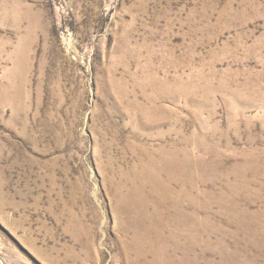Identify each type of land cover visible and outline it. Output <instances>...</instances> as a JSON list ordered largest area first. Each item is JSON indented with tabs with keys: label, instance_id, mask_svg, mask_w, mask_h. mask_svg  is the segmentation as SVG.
<instances>
[{
	"label": "rangeland",
	"instance_id": "1",
	"mask_svg": "<svg viewBox=\"0 0 264 264\" xmlns=\"http://www.w3.org/2000/svg\"><path fill=\"white\" fill-rule=\"evenodd\" d=\"M0 264H264V0H0Z\"/></svg>",
	"mask_w": 264,
	"mask_h": 264
},
{
	"label": "bare ground",
	"instance_id": "2",
	"mask_svg": "<svg viewBox=\"0 0 264 264\" xmlns=\"http://www.w3.org/2000/svg\"><path fill=\"white\" fill-rule=\"evenodd\" d=\"M151 163V162H150ZM140 164V163H139ZM148 166V165H147ZM146 169V168H145ZM148 169V168H147ZM146 169V170H147ZM136 171V170H135ZM141 171V170H140ZM132 174V173H131ZM139 174V173H138ZM137 174V175H138ZM146 174L148 175V180L149 179H154V182H156L157 184V186H158V178L157 177H154L153 176V173H151L150 172V168H149V171H147L146 172ZM135 176V185L134 186H132V190H131V194H130V197H131V200L130 201H132V203H131V208H132V211H133V214L134 215H137L138 213L139 214H142V171H141V173L138 175V176ZM134 175L132 174V176L131 177H133ZM173 181V178H171L170 177V183ZM153 182V181H152ZM153 182V183H154ZM134 183V182H133ZM164 185V184H163ZM154 187L156 188V186L154 185ZM160 187H161V185H160ZM165 191H167L164 187H162ZM181 193H183V191L181 192ZM191 193V192H190ZM166 195H167V193H166ZM182 196V195H181ZM186 196V195H185ZM189 197V196H188ZM177 205H178V203H177ZM176 205V206H177ZM178 207V206H177ZM181 213V212H180ZM179 215V214H178ZM139 217H141L142 218V216L140 215ZM178 218H179V216H178ZM177 219V218H176ZM191 231V230H190ZM189 231V229L187 230V232L189 233L190 232ZM186 232V233H187ZM183 234H185V233H183ZM174 235V234H173ZM185 236H187V235H185ZM141 237H142V233H141ZM172 237V236H171ZM173 238V237H172ZM186 238H188V237H186ZM188 240V239H187ZM192 242V239H190V237H189V240H188V242ZM133 242H134V244L136 245V247H137V249L140 251V253H142V238H140L139 236H138V233H137V235H136V237L134 238V240H133ZM153 249H154V251H155V253L158 255L157 256V258H159V253H160V256H161V251L160 252H158V249H157V247L155 246V244H154V246H153Z\"/></svg>",
	"mask_w": 264,
	"mask_h": 264
}]
</instances>
